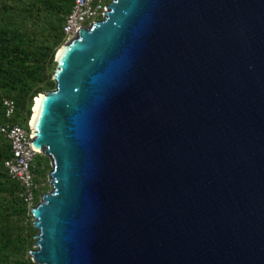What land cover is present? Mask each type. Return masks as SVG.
I'll return each mask as SVG.
<instances>
[{
  "label": "water",
  "instance_id": "water-1",
  "mask_svg": "<svg viewBox=\"0 0 264 264\" xmlns=\"http://www.w3.org/2000/svg\"><path fill=\"white\" fill-rule=\"evenodd\" d=\"M61 46L33 261L264 264V0H111Z\"/></svg>",
  "mask_w": 264,
  "mask_h": 264
},
{
  "label": "trees",
  "instance_id": "trees-1",
  "mask_svg": "<svg viewBox=\"0 0 264 264\" xmlns=\"http://www.w3.org/2000/svg\"><path fill=\"white\" fill-rule=\"evenodd\" d=\"M0 0V124L4 120L3 97L17 104L15 122L31 113L32 100L39 93L55 89L50 68L55 48L63 42L62 25L72 0ZM11 155L9 142L0 134V264H30L26 258L29 239L18 233L15 221L28 215L23 187L4 168ZM41 164V163H39ZM40 166V165H39ZM39 168L35 167L36 172ZM41 193H37V204ZM30 231L36 233L33 225Z\"/></svg>",
  "mask_w": 264,
  "mask_h": 264
},
{
  "label": "built area",
  "instance_id": "built-area-1",
  "mask_svg": "<svg viewBox=\"0 0 264 264\" xmlns=\"http://www.w3.org/2000/svg\"><path fill=\"white\" fill-rule=\"evenodd\" d=\"M110 2V0H72L71 7L63 20V44L73 40L81 28L101 20L107 12ZM1 104L4 120L0 124V134L11 146V155L4 161V168L8 176L23 187L22 196L29 210L28 215L31 217V209L37 206V193L41 187L36 180L34 171V159L39 154L33 146L35 132L29 121L26 126L15 122L17 104L14 99L3 97ZM32 104L30 110H32ZM28 257L30 264H37L30 254Z\"/></svg>",
  "mask_w": 264,
  "mask_h": 264
},
{
  "label": "rangeland",
  "instance_id": "rangeland-1",
  "mask_svg": "<svg viewBox=\"0 0 264 264\" xmlns=\"http://www.w3.org/2000/svg\"><path fill=\"white\" fill-rule=\"evenodd\" d=\"M5 2L7 4H12V2L10 0H7ZM4 14H5V11H2V13H1L2 16H0V25H2L5 22L6 15L4 16ZM62 44H63V42H61L55 48V50L57 51ZM55 66H56V64H53V66L50 68V70H49L50 74H53V71L55 70ZM32 102H33V100H32ZM30 116H31V113L28 117L23 115V117L21 119V123L23 126H26L28 124ZM39 163H41V164H39ZM34 165H35V167L39 168V170H37L35 172L36 180L41 185L39 193L45 194L51 190V186L49 183V173L52 170L50 159L47 156H45L43 153H39L34 159ZM15 224L17 226L18 233L21 234V232H23V229H24L23 234L30 241L29 245L27 246V250H26V253H27L26 258H28L30 251L32 249H34V242H35L34 237L37 234V232L34 233V232L30 231V226L32 225V217H30V216L23 217L21 221H18V220L15 221Z\"/></svg>",
  "mask_w": 264,
  "mask_h": 264
},
{
  "label": "bare ground",
  "instance_id": "bare-ground-1",
  "mask_svg": "<svg viewBox=\"0 0 264 264\" xmlns=\"http://www.w3.org/2000/svg\"><path fill=\"white\" fill-rule=\"evenodd\" d=\"M67 52V48L65 46H60L56 52V59L58 60L59 64L63 62L64 56ZM45 102V96L43 93H40L36 96L35 101L32 104L33 112L31 113L29 124L33 131H37L39 128V122L43 111V106ZM38 153H42L40 148L37 149Z\"/></svg>",
  "mask_w": 264,
  "mask_h": 264
}]
</instances>
